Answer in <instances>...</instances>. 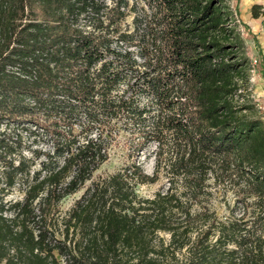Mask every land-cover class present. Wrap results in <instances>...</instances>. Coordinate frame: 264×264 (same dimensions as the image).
<instances>
[{
    "label": "trees",
    "instance_id": "trees-1",
    "mask_svg": "<svg viewBox=\"0 0 264 264\" xmlns=\"http://www.w3.org/2000/svg\"><path fill=\"white\" fill-rule=\"evenodd\" d=\"M249 70L226 0H0V121L51 144L32 170L0 139V191L23 192L0 200V264H264ZM120 127L130 152L156 143L151 175L95 174ZM160 168L168 185L140 196ZM210 177L236 189L237 214L207 205Z\"/></svg>",
    "mask_w": 264,
    "mask_h": 264
},
{
    "label": "rangeland",
    "instance_id": "rangeland-1",
    "mask_svg": "<svg viewBox=\"0 0 264 264\" xmlns=\"http://www.w3.org/2000/svg\"><path fill=\"white\" fill-rule=\"evenodd\" d=\"M129 1L132 3V0ZM226 5L233 13L237 35H239L244 43L249 59L251 57H257L258 59L257 66L253 71H251L252 67L250 65L248 78L250 84L244 92L246 96L241 97L239 100L240 103L247 101L252 106L250 95L264 88V73L259 74L261 71L260 68H264V60H260L259 53L261 52H258L259 49H263L261 48V43H264V0H226ZM253 5L256 6L253 8ZM253 12L257 14L255 17H253ZM132 18L133 12L127 16L126 22L131 24ZM259 60L261 63H259ZM121 88L122 86H120ZM143 101L145 99L141 102ZM22 127L23 124L7 122L5 119L0 121V139L7 141L11 145L10 149H12L6 161L12 159L16 162L19 157L24 156L34 160L35 164L31 169H37L39 167V158H34L35 153L50 149L51 144L48 139L38 136V134L33 133L28 135L27 131ZM119 129L120 132L117 141L109 147L108 159L100 165L95 174L103 175L105 173H111L134 162L138 163L144 172L151 175L154 171V157L157 151L156 143L154 141L146 142L137 152H130L133 146L128 142L130 129L124 127H120ZM1 167L3 166L0 161V186L2 185ZM208 183L207 205L220 217L228 215L231 211L237 214V206H233L236 201V189L229 183H216L212 177L209 178ZM167 185L165 170L160 168L157 180L153 183L138 184L136 186V192L140 196H151L157 190L164 189ZM82 192L83 189L61 200L59 204L61 214L67 211L72 202ZM22 197L23 192L17 185L0 191V200L6 201L7 203L20 200Z\"/></svg>",
    "mask_w": 264,
    "mask_h": 264
},
{
    "label": "built area",
    "instance_id": "built-area-1",
    "mask_svg": "<svg viewBox=\"0 0 264 264\" xmlns=\"http://www.w3.org/2000/svg\"><path fill=\"white\" fill-rule=\"evenodd\" d=\"M258 59L257 57H251L250 58V65H251V71L255 69L257 66ZM264 82V79H263ZM251 103L253 108L256 110L258 115L264 119V88L259 90L258 92H254L250 95Z\"/></svg>",
    "mask_w": 264,
    "mask_h": 264
},
{
    "label": "crops",
    "instance_id": "crops-1",
    "mask_svg": "<svg viewBox=\"0 0 264 264\" xmlns=\"http://www.w3.org/2000/svg\"><path fill=\"white\" fill-rule=\"evenodd\" d=\"M261 48H263V49H259V51H258V52H261V53H259V57H260V60H262V59L264 60V43H261ZM262 54H263V57H262ZM260 60H259V63H261ZM263 67H264V64H263ZM260 69H261V71L259 74H262V72L264 73V70H263L264 68H260Z\"/></svg>",
    "mask_w": 264,
    "mask_h": 264
}]
</instances>
